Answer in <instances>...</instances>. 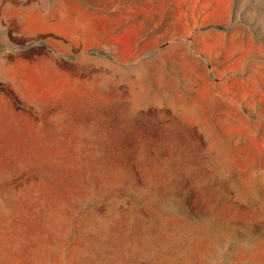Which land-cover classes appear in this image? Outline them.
<instances>
[{
  "label": "rangeland",
  "instance_id": "obj_1",
  "mask_svg": "<svg viewBox=\"0 0 264 264\" xmlns=\"http://www.w3.org/2000/svg\"><path fill=\"white\" fill-rule=\"evenodd\" d=\"M0 264H264V0H0Z\"/></svg>",
  "mask_w": 264,
  "mask_h": 264
},
{
  "label": "crops",
  "instance_id": "obj_2",
  "mask_svg": "<svg viewBox=\"0 0 264 264\" xmlns=\"http://www.w3.org/2000/svg\"><path fill=\"white\" fill-rule=\"evenodd\" d=\"M83 25H85L84 27H85V30H87L88 31V28H87V24L86 23H84ZM86 31V32H87Z\"/></svg>",
  "mask_w": 264,
  "mask_h": 264
}]
</instances>
